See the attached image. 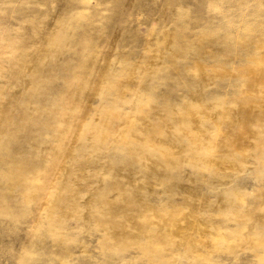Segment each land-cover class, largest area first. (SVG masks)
Segmentation results:
<instances>
[{
    "label": "rangeland",
    "instance_id": "obj_1",
    "mask_svg": "<svg viewBox=\"0 0 264 264\" xmlns=\"http://www.w3.org/2000/svg\"><path fill=\"white\" fill-rule=\"evenodd\" d=\"M263 68L264 0H0V264H264Z\"/></svg>",
    "mask_w": 264,
    "mask_h": 264
},
{
    "label": "bare ground",
    "instance_id": "obj_2",
    "mask_svg": "<svg viewBox=\"0 0 264 264\" xmlns=\"http://www.w3.org/2000/svg\"><path fill=\"white\" fill-rule=\"evenodd\" d=\"M60 32H61V31H60ZM62 36H63V35H62ZM59 43H60V42H59ZM15 45H16V44H15ZM20 45H21V44H20ZM14 48H18V46L14 47ZM16 53H18V52H16ZM20 55H21V54H20ZM20 55H19V56H20ZM16 57H18V55H17ZM19 59H20V58H19ZM19 61H20V60H19ZM23 62H24V59H23ZM259 65H261V64H259ZM24 69H25V68H24ZM24 69H23V71H24ZM263 69H264V68H263ZM8 71H9V70H8ZM8 73H9V72H8ZM8 73H6V76H7ZM31 74H33V72H31ZM31 74H30V75H31ZM252 74H253V72H252ZM33 75H35V74H33ZM254 75H256V74H254ZM8 76H9V74H8ZM36 77H37V76H36ZM36 77L34 76L33 78L35 79ZM251 77H252V76H251ZM253 77H254V76H253ZM31 78H32V77H31ZM100 78H101V77H100ZM256 78H257V77H256ZM34 79H33V81H36V80H34ZM251 79H253V78H251ZM251 79H250V80H251ZM259 79H262V78L259 77ZM252 81L254 82V80H252ZM260 81H261V80H260ZM255 82H256V81H255ZM258 83H259V82H258ZM255 84H256V83H255ZM82 86H83V85H82ZM261 86H262V85H261ZM252 87H253V86H252ZM254 87H256V86H254ZM254 87H253V89H254ZM253 89H252V90H253ZM255 89H256V88H255ZM250 90H251V89H250ZM262 90H263V89H262ZM254 93H255V92H254ZM261 94H262V93H261ZM259 95H260V94H259ZM263 95H264V90H263ZM263 95H262V96H263ZM256 96H258L257 93L255 94V97H256ZM255 97H254V98H255ZM259 97H260V96H259ZM263 97H264V96H263ZM263 97H261V98H263ZM256 99H257V98H256ZM258 100H259V99H258ZM250 105H251V104H250ZM250 105H249V107H250ZM241 107H242V106H241ZM243 107H244V106H243ZM243 107H242V108H243ZM249 107H248V108H249ZM251 107H252V106H251ZM251 107H250V108H251ZM253 107H254V106H253ZM246 108H247V107H246ZM250 108H249V109H250ZM251 111H252V109H251ZM248 113H249V112H248ZM107 115L110 116L109 114H107ZM106 118H107V117H106ZM255 124H256V123H255ZM238 126H239V125H237V127H238ZM256 126H257V124H256ZM237 131H238V130H237ZM233 134H234V132H233ZM262 135H264V134H262ZM248 139H249V138H248ZM248 139H247V140H248ZM250 139H252V138H250ZM254 140H255V139H254ZM252 141H253V139H252ZM240 142H241V141H240ZM224 143H225V142H224ZM213 144H214V143H213ZM231 144H232V143H231ZM233 145H235V144H233ZM192 146H193V145H192ZM192 146H191V147H192ZM238 146H239V145H238ZM257 146H259V145H257ZM222 147H225V145L222 146ZM249 147H250V145H249ZM251 147H253V146H251ZM246 148H247V146H246ZM251 149H252V148H251ZM239 151H240V150H239ZM241 153H242V152H241ZM233 167H234V166H233ZM22 174H23V173H22ZM21 176H22V175H21ZM23 176H25V175L23 174ZM73 189H74V188H73ZM74 190H75V189H74ZM74 190H73V191H74ZM72 193H73V192H72ZM59 197H60V196H59ZM131 202H132V201H131ZM131 202H130V203H131ZM130 203H129V204H130ZM127 204H128V202H127ZM133 204H134V202H133L131 205H133ZM109 217H110V216H109ZM111 217H112V216H111ZM109 219H110L109 222H110V221L112 222V219H111V218H109ZM145 219H146V218H145ZM105 221H106V219H105ZM106 222H107V221H106ZM111 222H110V223H111ZM104 223H105V222H104ZM107 223H108V222H107ZM107 223H106V224H107ZM145 223H146V222H145ZM108 225H109V224H108ZM110 225H111V224H110ZM142 227H143V226H142ZM119 234H120L121 237H122V236H125V235H122L121 233H119ZM119 234H117L118 237H119ZM125 237H126V236H125ZM125 237H124V238H125ZM122 239H123V237H122ZM117 240H118V238H117ZM120 240H121V238H119V241H120ZM128 240H129V239H128ZM126 241H127V239H126ZM126 241H125V242H126ZM186 241H187V240H186ZM118 243H119V242H118ZM126 243H127V242H126ZM126 243H124V244L126 245ZM132 243H133V242H132Z\"/></svg>",
    "mask_w": 264,
    "mask_h": 264
}]
</instances>
